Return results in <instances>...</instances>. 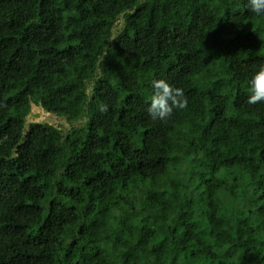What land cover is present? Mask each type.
Instances as JSON below:
<instances>
[{
  "label": "trees",
  "instance_id": "trees-1",
  "mask_svg": "<svg viewBox=\"0 0 264 264\" xmlns=\"http://www.w3.org/2000/svg\"><path fill=\"white\" fill-rule=\"evenodd\" d=\"M245 4L0 0V264H264V16ZM152 79L187 106L152 120Z\"/></svg>",
  "mask_w": 264,
  "mask_h": 264
},
{
  "label": "clouds",
  "instance_id": "clouds-1",
  "mask_svg": "<svg viewBox=\"0 0 264 264\" xmlns=\"http://www.w3.org/2000/svg\"><path fill=\"white\" fill-rule=\"evenodd\" d=\"M245 7L256 16H264V0H246ZM149 87L150 95L145 110L152 120L164 121L172 115L174 109H184L187 106V97L182 87L164 79H152ZM248 93V105L264 103V60L256 64L249 74ZM107 109V104L99 105L101 112Z\"/></svg>",
  "mask_w": 264,
  "mask_h": 264
},
{
  "label": "rangeland",
  "instance_id": "rangeland-1",
  "mask_svg": "<svg viewBox=\"0 0 264 264\" xmlns=\"http://www.w3.org/2000/svg\"><path fill=\"white\" fill-rule=\"evenodd\" d=\"M30 112L33 115L28 114L26 118L28 121L33 120L39 122H47L49 124L59 127L60 129H66L69 127V123L66 121L65 118L59 117L52 113H48L44 111L39 105L31 103Z\"/></svg>",
  "mask_w": 264,
  "mask_h": 264
},
{
  "label": "water",
  "instance_id": "water-1",
  "mask_svg": "<svg viewBox=\"0 0 264 264\" xmlns=\"http://www.w3.org/2000/svg\"><path fill=\"white\" fill-rule=\"evenodd\" d=\"M45 111V110H44ZM30 115H33L31 112L29 113ZM37 115V114H36ZM33 121V120H32Z\"/></svg>",
  "mask_w": 264,
  "mask_h": 264
}]
</instances>
